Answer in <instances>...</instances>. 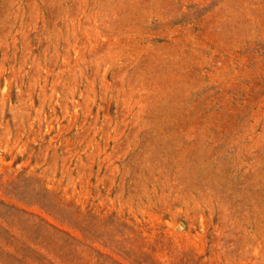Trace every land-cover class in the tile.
I'll use <instances>...</instances> for the list:
<instances>
[{"label":"rangeland","instance_id":"obj_1","mask_svg":"<svg viewBox=\"0 0 264 264\" xmlns=\"http://www.w3.org/2000/svg\"><path fill=\"white\" fill-rule=\"evenodd\" d=\"M0 264H264V0H0Z\"/></svg>","mask_w":264,"mask_h":264}]
</instances>
